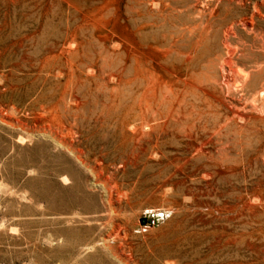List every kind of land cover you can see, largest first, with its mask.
Instances as JSON below:
<instances>
[{"label": "rangeland", "instance_id": "rangeland-1", "mask_svg": "<svg viewBox=\"0 0 264 264\" xmlns=\"http://www.w3.org/2000/svg\"><path fill=\"white\" fill-rule=\"evenodd\" d=\"M135 2L0 0V264H264V134L135 149Z\"/></svg>", "mask_w": 264, "mask_h": 264}, {"label": "bare ground", "instance_id": "bare-ground-1", "mask_svg": "<svg viewBox=\"0 0 264 264\" xmlns=\"http://www.w3.org/2000/svg\"><path fill=\"white\" fill-rule=\"evenodd\" d=\"M135 9L136 151L162 155L187 141L201 162L210 153L196 145L214 142L230 162L232 141L242 150L264 134V0H136Z\"/></svg>", "mask_w": 264, "mask_h": 264}, {"label": "built area", "instance_id": "built-area-1", "mask_svg": "<svg viewBox=\"0 0 264 264\" xmlns=\"http://www.w3.org/2000/svg\"><path fill=\"white\" fill-rule=\"evenodd\" d=\"M155 224V222H153V225Z\"/></svg>", "mask_w": 264, "mask_h": 264}]
</instances>
